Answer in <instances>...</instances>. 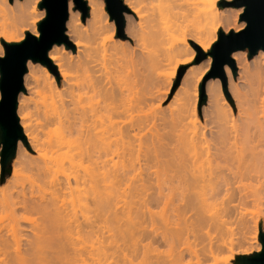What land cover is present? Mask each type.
<instances>
[{
  "label": "bare ground",
  "instance_id": "1",
  "mask_svg": "<svg viewBox=\"0 0 264 264\" xmlns=\"http://www.w3.org/2000/svg\"><path fill=\"white\" fill-rule=\"evenodd\" d=\"M32 1L34 0L19 1V14L15 16L11 1L0 0V19H12L10 30L5 29L2 32V35L7 42H13L5 45V53L4 50L0 49V58L6 57L7 50L14 48L12 46L13 44L33 45L34 43L32 39L41 37L40 31L36 28L31 30L27 27L22 28V34L20 36L17 32L19 29L18 25H24L23 21L31 16L36 8L35 6H31L30 3ZM39 1L40 0H36L34 3L37 5ZM86 1L89 6L88 28L83 27L79 13L73 12L71 2L69 1L68 3L69 15L66 22V34L69 39L73 40L75 53L70 51L64 45L59 46L53 44L48 50V61L41 63V72L31 68L24 76V78L29 80L31 90L38 95L43 113L45 115L48 113L46 109L49 106L52 117L57 122L66 125L67 134L61 139H63L68 145L74 144L75 152L73 155L79 161L77 168H80V172L73 176L66 175L63 179L52 177L49 181L48 196L45 197L40 196V198L38 195L36 196L33 187H31L28 193H26L23 188L20 190L18 189L19 191H17L16 194L14 193L15 195L10 191H8L10 193L4 192L0 203L1 205H6L2 206V208L6 207L7 209V206L9 207V211H6L9 214L11 212L10 220L13 221L8 230L9 234H0V249L2 247L9 248L11 244L13 245L12 242L16 244L17 241H19L21 233L25 229L21 227L22 223H19V221L21 222V220H19L20 218L17 217L19 216L17 215L19 211L40 214L41 222L33 227L35 230L33 238L27 243L28 249H26L23 254L16 253L17 250L14 251L12 249L15 253L10 250L9 256L8 249L6 248L7 259L4 260L6 255L0 251L4 256L1 264H50L53 261L55 263L64 261L58 259L67 253L62 251V249L65 250L64 248H67L66 243H68V247L72 244L71 242L73 241H67V239L70 238L69 236L72 238L71 233L79 236L81 232L86 231L85 233H89L88 230L91 232L92 230L94 231V228L97 230V228H100L98 225L99 221L103 225L102 227L105 228L103 221L106 218H109L108 221H110V224L107 221L110 226L105 223L106 227L109 228H106V230L108 229V232H110L107 236L108 243L105 246H99L100 244L98 243V248L93 244L96 247V251H94L95 248L93 247L95 253L91 254L92 256L88 254L91 256L90 258L88 256V259L91 261L87 258H85V260L90 261L91 264H105L106 262L104 260L108 261L110 259L108 264H117L115 262L116 260H113L114 258H117V256L115 257L117 249L116 242L118 240L116 237L124 223L121 228L118 226L117 219L118 221L121 220L120 218L122 216L116 211L118 204L116 209L115 205L118 203L116 201L117 193L119 194L121 191L118 192L115 186H117L116 184L119 182H123V178H126L124 181H127V183L129 179L131 180V178H133H129L130 176H128V174L131 175V169H133V152L143 151L148 154L154 153V155H156L157 152L161 153L166 149H174V152L186 153L187 156L180 158L179 160L183 159V161H179L176 167L186 169L195 168V171L198 164H201L202 160H206L207 162L209 160L224 162L226 166L223 164L222 168L227 167V173L224 175L226 172L224 169L225 172L222 171L223 174L220 172L218 173L220 175L222 174V176H219L218 174L217 176L215 175L218 178L220 177L221 180L218 179L220 182L216 181L217 179L212 180V176L210 182V177H205L204 179L200 173H195L194 171H189L187 173L183 170L172 174L170 182L167 179H164V181L167 180L173 187L182 185L185 194L192 191L194 195L201 197L199 198L201 202L200 206L203 208L206 204L205 195H199V193L193 192V190H196V187H201L199 180L202 181L203 179L201 184L202 187L207 186L209 192L207 193V197H220L223 200L222 202H225L223 210L225 213H223L224 218L222 221L219 220L220 223L218 221L217 223L224 227L228 233V231H230V228H227L228 226L226 227V224L229 223L228 220L235 221L234 223H237L238 226L236 243L238 245L246 244V249L248 251L252 250L253 244L255 246L258 243L257 225L260 221L262 222L264 229V206L263 209L258 206L263 201L262 199H264V55H262L260 51L256 61H252V67H249L247 62L242 64V57H238L232 52L233 54H231V58L235 63L234 68L236 65H242L245 68L242 69V72L238 71L237 77H234L232 75L233 69H230L229 64L224 65L228 78V92L230 94V99L228 95L227 104L226 98L219 87V81L216 80L213 82L214 87L210 85L209 94L213 97V104L217 106V109L214 116L215 121H212V124L214 125L208 130L209 132L206 130L205 125L201 122L197 123L196 91L204 73L194 72V69L196 68L194 60L197 56L205 55L208 62L207 64L210 66L213 52L217 47L215 43L219 38L217 32L220 29L227 27L230 23L231 27L229 30H232L234 33L224 34L221 32L219 34V36H221V34L227 36L238 33L244 28V23L237 25L230 22V17L240 15L243 8L230 9V11L223 10L218 4L219 0H123L124 5L130 12L129 18L131 29L128 30V34L126 35L128 39L132 40V35L135 37V41H138L139 38H143L149 39L153 43H157L161 35L160 33L163 31V24L168 17L176 16L178 14H191L196 22L195 35L191 42L197 45L200 49L199 53V51L195 49L189 50L186 48L185 46L187 43H180L179 45L171 44L167 48H162L161 52L158 48H155L153 51L145 52L136 48L138 45H135L136 62L137 65L139 64V68L134 67L135 71L138 73L131 75L129 72L131 71L130 69L133 68L131 66L133 62L130 61L132 62L130 64L132 68L130 67L127 69V66L124 68V65L121 63L122 61L124 63V46L121 47L119 45L120 43H118V47V45H116L118 40H113L112 34L108 36V42L99 44L98 39L107 28L101 23L97 0ZM237 3L238 0L232 1V4ZM133 15L136 19L133 18ZM25 32H29L30 34L27 33V36L25 37ZM124 44L127 47L126 42ZM35 46L37 45L35 44ZM120 47L122 48L121 50ZM182 53L190 54L191 56L184 62V64H192L193 66L187 67L186 70L188 71L185 72L181 84L172 96L176 106L175 108L170 109L168 114H153L150 112L152 102L164 97L162 95L165 94L164 91L168 89L167 86L170 85L169 82L171 78L175 76L176 71V66L171 67L169 62L166 64L162 63L161 55H163L164 60L170 61L172 57H180ZM49 62L56 67L58 76L61 78L59 82L57 81L53 70L47 66V63ZM129 63L127 62V64ZM137 65L136 67H138ZM71 69L73 70L72 75L70 73ZM190 74H194L193 77H197V79L188 81L187 76ZM233 106L238 112L234 110ZM236 107L243 108H237V110ZM239 111L243 114H239ZM157 121L158 123H156ZM149 127H153L152 132L155 131L154 134H151L152 138H150L149 142L139 141L135 145L134 141L139 133ZM163 135H167L165 138H167L168 135H172L173 139L171 138V141L169 140V142H167L168 140L164 141L166 139L163 138ZM207 135L214 137L216 142L215 144L213 143L214 147H212L213 145H210L213 150L210 149L211 152H208L210 150L207 149L208 151L205 153L203 150L207 143L209 145V141L207 140L210 138L209 136L207 138ZM208 145L206 147H209ZM158 149H161L162 151H158ZM101 151H110L116 154L117 157L120 158L119 165L116 164V167L110 169L105 167L100 168L98 165L97 154ZM84 158L88 160L90 166H85L83 164ZM70 159L74 160L73 156H71ZM195 163H198L196 167ZM37 170H39L43 176L51 174L54 171L53 166L47 164H44L43 166L39 165ZM207 179L208 183L206 182ZM131 181H133V179ZM87 182L90 186L88 187V190L91 188V196L88 198L91 199L89 200L91 201L90 203H92V206L88 205L93 209V211H91V213H94V215L92 214L94 219L92 218L93 216L91 217L93 221L88 218L89 214L86 212L90 209V207L86 205L89 200L87 202V198L86 200L84 199L85 197L82 199L81 195H78L81 198L76 200L78 189V192H80V190L82 191L79 185H85ZM203 183H207L208 185H204ZM211 183L214 184L211 185ZM102 184L105 185H103L104 189L107 187L105 191L101 186ZM99 185L102 188H100ZM144 185L147 187L146 184ZM135 187V185L132 187L135 190L133 197L136 193ZM99 188L104 192L100 191ZM145 189L147 190V188ZM145 189L142 190L144 191ZM133 191L130 190L129 193L127 192L129 198L132 196L130 192L133 193ZM74 193H76V195H74ZM136 194H138V191ZM127 195L125 196L130 201L133 197L129 199ZM118 197H120V195ZM146 198L145 201L143 200L144 207L148 205L146 202L148 198ZM166 199L167 195L161 190H159L156 196L153 197L154 202H157L158 200L166 201ZM82 200H85L86 203H84L85 201L82 203ZM128 200L127 205L132 204L131 201L128 202ZM153 200L151 198L150 201ZM133 203H135V201H133ZM78 205L81 215H85L84 219H89L84 222L83 217L80 215L81 219H83V221L81 220L83 224L79 223L80 220L79 222L75 220L76 222L72 223L70 218L71 209L74 210ZM249 206H252L253 209H250ZM135 207L136 209L139 208V206ZM142 207L143 206L141 205V209ZM126 208L129 209L130 207L127 206ZM134 208H132L133 210L130 209L131 211L129 210L132 215H135L132 212L134 211ZM145 208H147L148 211L149 205ZM145 210L142 209V212H145ZM176 210V215H179L182 211V209H178V207ZM129 211H127V215L130 213ZM102 212L108 213L107 215L105 214L107 217L105 216L104 219H100L101 216H104ZM135 212L139 214V210H136ZM148 212L150 213V210ZM123 213L124 212H121L120 214L123 215ZM130 214L129 218L126 215L124 216L130 220L128 221L129 223L134 221V217L131 215V218ZM196 217L197 218L194 221L195 223L191 222V226H189L190 228L187 223L180 225L178 222H174V224L172 223L173 225H170V222L163 217L164 219L161 220V223H163V226L165 227L164 232L161 234L163 241L172 244L174 240H181L183 238L187 239L188 235H192L196 238L198 236L197 228L200 223L198 215H196ZM210 219L213 220L212 223H214L215 219ZM23 220H25V222L28 221L25 218ZM125 220L124 222L126 223L127 219L125 218ZM137 221L135 220V222ZM128 222L126 223L127 225L129 224ZM119 223L121 224L122 222L119 221ZM133 224L138 225L133 222L131 224L132 227H134ZM128 226L123 228L125 229ZM129 227L132 229L131 226ZM86 228L90 229L85 230ZM123 228L121 230L122 232L124 231ZM135 228L136 227H134V229ZM142 228L143 227H141V229ZM83 229L84 231H82ZM127 230L128 228L125 232L129 234L130 232ZM232 230L234 229H231V231ZM129 231H131L130 235H132V230ZM84 240L85 239L83 238V240L80 241ZM55 242H57L58 245H56ZM48 244L50 247L47 246L48 251H45L44 247ZM84 244L85 243H82V245ZM90 244H92V242ZM93 245H91V247ZM233 245L234 243L232 239L227 238V242L223 241L222 245L208 243L201 248V252L198 254H201L202 257L212 256L217 248L221 246L231 247ZM14 248L19 249L16 247ZM83 248H81V253ZM49 249L53 250L49 251ZM78 249L80 250V247L77 248L76 251V255L79 256L80 251ZM117 250H119V248ZM61 251L63 253H61ZM13 253L15 255H13ZM86 253L88 252L85 251V254ZM148 253L149 251L147 254ZM149 254V260H152V258L155 259L152 261L150 260L148 262L149 264H185L183 250L166 258L161 256L160 258L158 255V259L155 258L156 255ZM195 255L197 254L195 253ZM72 256L76 257L75 251ZM106 256H108L109 259ZM71 257L69 258L71 259ZM63 258L66 259L64 256ZM69 258L67 257V264L69 263L68 261H70L68 260ZM125 258L124 262H127L125 261L127 259L130 260L129 258ZM74 259L76 260V258H73L70 262H75ZM80 259L83 261V257H80ZM117 261L119 260L117 259ZM65 262L66 260L61 264H65ZM231 264H233V262Z\"/></svg>",
  "mask_w": 264,
  "mask_h": 264
},
{
  "label": "rangeland",
  "instance_id": "2",
  "mask_svg": "<svg viewBox=\"0 0 264 264\" xmlns=\"http://www.w3.org/2000/svg\"><path fill=\"white\" fill-rule=\"evenodd\" d=\"M10 1H11V5L13 7V13L16 16L19 14L18 3H19V1H24V0H10ZM34 1H36V0H34ZM34 1H32L30 3L31 6L36 7L34 12L31 14V16L27 17L23 21L24 25H22V24L18 25L19 29L17 30V32H18L19 36L22 34V28L27 27L29 30L34 29V28L38 29V24L46 16L45 9L41 8L39 6L40 3L42 2V0H40L37 5L34 3ZM69 1L71 2L73 12L79 13V17H80L81 23L83 24V27L88 28L89 27L88 26L89 25V23H88L89 6L87 5V1L82 0V1H85L86 6L88 7L87 14L84 17H83L82 5L78 0H68L67 1L68 15H69V9H68ZM232 1H234V0H219L218 4H219L221 9L227 10V11H230V9L243 8L240 15L236 16L234 14L235 16L230 17V22L235 23L237 25H241L244 23V28H245L246 21L244 20L243 15L245 13L246 6H245V4L242 3V1L238 0L237 4H232ZM97 2H98L99 14L101 17V23L107 28V30L98 39V42H99V44L104 43V42H108V36L110 34H112V36H113L112 39L119 41V42L117 41L116 45H118V43H120L119 45L121 47L124 46L123 49H125V50H123V52L125 51L124 54L126 56L124 55V57H123L124 63H123V61L121 63L124 65V68H126V66H127V69L130 68L131 66L133 67V68L131 67L132 69H130L131 71L129 72L131 75L138 73L135 71L134 67L139 68V64L137 65V62H136L137 59L135 56L136 55L135 54L136 48H138L142 51H145V52L146 51H153L155 48H158L159 51L161 52L162 48H167L171 44L179 45L180 43H187V45L185 46L186 48H188L189 50L195 49V50L199 51V53H200L199 47L191 42V40L193 39V36L195 35V28H196L195 19L192 17L191 14H189V15L178 14L176 16L168 17L163 24V31L160 33L161 35H160L157 43H153L151 40L143 39V38H139L138 41L136 40L137 41L136 42L134 40L135 37H133L132 35H131V37L133 38L132 40L128 39V37L126 36L128 34V30L131 29V24H130V18H129L130 12L127 9V7L124 5L123 0H121V4H119L116 1H111L110 5H108L105 0H97ZM133 18H135L134 15H133ZM11 20H12L11 18H5V19L1 18L0 19V49L4 50V53H5V45L13 43V42H7L2 35V32L5 29L10 30ZM67 20H68V18H67ZM67 20H66V22H67ZM66 22H65L64 34L66 36L67 41L65 40V41H62L60 44H55V45H59V46L64 45L70 51L75 53V47L73 45V40L69 39V37L66 34L67 33ZM132 24H135V23H132ZM230 27H231V24L229 23V25L227 27L220 29L217 32L218 37H219V34L221 32L224 34L234 33L232 30H229ZM244 28H242V29H244ZM27 33L30 34L29 32H25V37L27 36ZM56 36H58V34ZM37 39H39V38H37ZM136 39H137V37H136ZM125 42L127 44V47L129 46L128 48L124 44ZM135 42H136V44H135ZM119 45H118V47H119ZM135 45L136 46L138 45V46L135 48ZM121 47H120V50L122 49ZM130 47H133V48H130ZM212 48H213V45H212ZM225 50L226 49H224V48H216V50L214 51L212 62L210 64V66H208V64H207L208 62L206 60L205 55L197 56L196 59L194 60V63L196 65L194 72H196V73L203 72L204 73L202 78H201L200 83L197 86V91H196V93H197L196 94L197 123L201 122L203 125H205L207 131L210 130V128H212L211 126L214 125V124H212V121L213 122L215 121L214 116H215V111L217 109V106H215L213 104L214 103L213 97H211V94H209L210 93L209 92L210 85H212L214 87L213 82L218 80L219 81V87L222 90L223 95L226 98V104H227L228 95H229V99H230V94L228 92V81H227L228 78H227V74H226L225 69H224V67H225L224 65L229 64V63L225 62V57H226L225 56L226 55ZM260 51H261L262 55H264V52L262 50H259L251 58L248 57L247 49L239 50V51H236L233 53L236 56L243 58L242 64H245L247 62L248 63L247 65H249V67L250 66L252 67V61H256L258 55L260 54ZM47 54H48V52H47ZM128 55H129V57H128ZM190 57H191L190 54L182 53V55L180 57H172L170 59V61H166V60H164L163 55H161L162 63L166 64L169 62L171 67L176 66V71H175V76H173L169 82L170 85L167 86L168 89L166 91H164L165 94L162 95L164 97H162V99H160V100H155L152 102L150 112H152L153 114H161V113L168 114L170 109L175 108L176 104L174 103V99L172 96L174 95V92L176 91L178 86L181 84L182 77L184 76L185 72L188 71V70H186L187 67L193 66L192 64H184V62L187 61ZM230 57H231V55H230ZM130 61H132L133 63ZM127 62L128 63L130 62V63L127 64ZM41 63L42 62L40 60L32 61L31 59H29V61H27V63H26L27 71H29L31 68H34L37 71L41 72V68H42ZM130 64H131V66H130ZM136 65L138 67H136ZM234 65H235V63H234ZM47 66L51 70H53V72L55 73V76L57 78V81L59 82L61 80V78L58 76V73L56 71V67L50 62L47 63ZM229 66H230V69H233L230 64H229ZM207 67H208V69H207ZM243 68H245V67L242 65H236L233 72L231 70L232 75L234 77H237V72L238 71L242 72ZM126 71H128V70H126ZM70 73L72 75V73H73L72 69L70 70ZM25 74H24V76H25ZM24 76H23L24 90L21 91L18 95L17 115H18V119H19V124L21 125V128L23 130V133H24V136L26 139V144L21 140L18 141L16 155L12 159V161L7 165V168H9L10 171L5 173L3 179L1 177V164H0V200L2 199L1 197L3 196L4 192L5 193L6 192L7 193L13 192V194L14 193L16 194L17 191H19L21 188H23V190L26 193H28V191H30L31 187H33V190H34V193L36 196L37 195H38V197L48 196L49 181L52 177L58 178V179H63L66 175L73 176L76 173L80 172V168L79 169L77 168L79 161L73 155L75 152L74 144L68 145L64 142L63 139H61L63 136H66V134H67L66 125L61 123V122L60 123L57 122L52 117V115L50 114L51 109L49 106L46 109L48 111V113H47L48 115L47 114L45 115L43 113L42 107L40 106V99H39L38 95H36V93H34L31 90L30 82L27 78H24ZM193 76H194V74L188 75L187 76L188 81H190V80L192 81V80L197 79V77L195 78ZM164 88H166V87H164ZM243 107H236V109L237 108L242 109ZM234 110H235V107H234ZM236 112H238V111H236ZM239 114H243V113L240 112ZM156 123H158V121ZM152 128L153 127H149V128H146V130L140 132L134 141L135 145L139 141L140 142L141 141L149 142L150 138H152L151 134L155 133V131L152 132ZM165 136H167V135H163V138L166 139L164 141L168 140L167 142H169V140L171 138L173 139L172 135L171 136L168 135L169 138L168 137L165 138ZM208 136L209 135H207V138H208ZM212 138H213L214 142H213ZM215 140L216 139H214V137L208 138L207 141H209V145H208V143H207V145L210 147V145H213V143L215 144V142H216ZM206 146H205L206 149L204 148L203 152L206 153V151H208L207 149L213 150L212 147H214V145L210 148L206 147ZM0 150H1V145H0ZM211 150L208 152H211ZM158 151H162V150L158 149ZM97 155H98V165L100 168L105 167V168L110 169L112 167H116L117 165H119L120 158L117 157L116 154H114L110 151H101ZM71 156H73L74 160L70 159ZM186 156H187L186 153L174 152V149H166L165 151H163L161 153L157 152L156 155H154V153L148 154V153H145L143 151L142 152L135 151L132 153L133 169H131L132 170L130 173L131 175L128 174V176H130L129 178L133 177V178H131V180L133 179V181H131L129 179L128 183H127V181H124L126 178L125 179L123 178L122 179L123 182L121 181L118 184H116L117 186L118 185L119 186H118V188H117V186H115V188L118 190V192L119 191H121V192H119V194L117 193V198H119V199L116 198V201L118 203H116L115 209L117 208V204H118V208L116 211L118 212L119 215H121L123 217V218L121 217L120 218L121 220H119L122 222L121 224L119 223V221L117 219V222L119 224L118 226L121 228L123 223L126 224L128 221H130V220H128V218H129V214L131 213L130 211L133 210L132 208H134L135 206H137V207L139 206L138 209H136V207H135L134 211H132L133 214H135L137 217L135 215H132V213L130 214L131 218H132V216L134 217L133 222L137 223L138 225L133 224V226L136 227L134 229V227H132V225H131L133 222L132 221L130 223L128 222L129 223L128 225L132 227V229H130V227L127 224L126 225L123 224L122 228L125 226H128L125 229L123 228V230H124L123 232L121 231L122 228L120 229L119 227H117L120 229V230L118 229L119 234L117 233V235L119 237L118 236L116 237L118 239L116 242V247H117V249L119 248V250L116 249L115 257L117 256V258L113 259V260H116L115 262L117 264L118 263L121 264L122 261H123L122 264H126V263L128 264L129 262H130L129 264H131L132 262H133L132 264H143V263L147 264L151 260V259L149 260L150 256L148 257V255H150L149 253L156 255V257L155 256H151V257L157 258V256L159 255L158 257L161 256V257L166 258V257H169V256H171V255H173L176 252L181 251V250H183V252H184V263L185 264H231L232 262H233V264H236L235 263V257L236 256H239V255L251 256V255L255 254L256 252L261 251V242H260L259 234L261 231L264 232L261 221L257 225L258 243L255 246L253 244V249L248 251L246 249V247H247L246 244L238 245L236 243V238H237L236 232L238 233V226H237V223H234L235 221L233 222V220H231V221L228 220L229 223L226 224V227L228 226L227 228H230V231H228V233L224 227H222L221 225H219L217 223V221L218 222H219V220L222 221V219L224 218V216H223L224 211L223 210L225 207L224 206L225 202L223 203L222 202L223 200L220 197H213V198L207 197V195H208L207 193H209V192L207 190V186L202 187V184H201L203 182L202 178H201L202 181L199 180L201 187H198V188L196 187V190L195 191L193 190V192H197V193H199V195L200 194L205 195L206 204L203 206V208L200 206L201 202H200L199 198H201V197L194 195L192 193V191L185 194V191L183 190L182 185L178 186V187H176V186L173 187L169 183L170 177L172 176V174H175L177 171L183 170L187 173L189 171H194L195 168L194 169H191V168L186 169V168H182V167H176V165L179 161H183V159H181V160H179V159L182 157H186ZM170 158H173V159H170ZM209 161H211V160H209ZM209 161L207 162L206 160H202L201 164L199 162H198L199 164L195 163V167L197 164H198V166L194 172L200 173L201 176L204 177V179H205V177H207V178L210 177L209 178L210 182H211V176H212V180H216V179H217L216 181H218V179L221 180L220 177L218 178L216 176L219 172L223 174V172L226 171L227 167L222 168L224 162L218 161V160L217 161L213 160L211 162H209ZM44 164H47L49 166H53V170H54L51 174L44 175L46 177H44L39 172V170H37V167L39 165L43 166ZM83 164L85 166H90L89 165L90 163L88 162V160L86 158L83 159ZM224 169H225V171H224ZM226 173H227V171L224 173V175ZM222 174L221 175L218 174V175L222 176ZM214 177H216V178H214ZM164 179H167L169 182L167 180L164 181ZM207 181H208V179L206 180V182ZM141 182L143 185L141 184ZM212 182H214V181H212ZM218 182H220V181H218ZM207 183H205V184L208 185ZM130 184H131V186H130ZM144 184H146L147 187H145ZM213 184L214 183H211V185H213ZM81 185L82 184H80L79 187L82 189V191L80 190V192H78L79 191V189H78L77 195H76V193H74V195L77 196L76 200L78 198L80 199L82 197V199H83L85 197L84 199L86 200V198H87L86 201L88 202V200L90 199L88 197L91 196V192H90L91 188H89V190H88V187H90L89 183L87 182L85 185L84 184L82 186ZM103 185L104 184H102L101 186L103 187ZM134 185L136 186L135 189H136V193L138 191V194L135 193V196L133 197L135 190L132 187ZM209 185H210V183H209ZM101 186H100V188H102ZM144 187L147 188V190ZM209 187H211V186H209ZM100 188H99V190H100ZM137 188H138V190H137ZM141 188L145 189L146 191L145 190L143 191ZM14 189H16V190H14ZM106 189H107V187L105 189L103 187L104 191ZM130 190L133 191V193L130 192V194H132V196H130V197L131 198L133 197L132 199H133V201H135V203H133L132 199L129 198L127 195V192L129 193ZM159 190L163 191L167 195L166 201L165 200L164 201L158 200L157 202H154L153 197L156 196V194ZM8 191H10V192H8ZM100 191H102V189ZM104 191H102V192H104ZM82 192H83V194H82ZM78 195H81V197ZM82 195H85V196H82ZM119 195H120V197H118ZM125 195H127V197L129 199H131L130 201L132 204L127 205L128 199L126 198ZM136 195L139 197L141 196V197L139 198ZM122 197L124 198V200ZM142 197H143V199H142ZM145 198L147 199L146 202L149 205L148 209L150 210L151 214L148 212L149 210L147 211V208H145L148 205L144 207ZM151 198L153 201H150ZM125 199H126V201H125ZM188 199H190V200H188ZM85 200H82L81 202L83 203ZM90 200L88 203H86V201L84 203H86V205H88V204L91 205L92 203H90L91 202ZM262 200L263 201L258 206L263 209L264 199H262ZM130 201L128 200V202H130ZM124 204H125V206H124ZM133 204H137V205H133ZM0 205H1V203H0ZM141 205L143 206L142 207L143 210L146 209L145 212L144 211L142 212ZM2 206H6V205H1V207H0V234H9L8 230L11 227L13 220H10L11 219L10 218L11 212H10V214L7 212V211H9L8 210L9 207L7 206V209H6V207L2 208ZM91 206H89L90 209H88V207H87L88 211L89 210L90 211L89 212L86 211L87 214H89L88 218H90V220H92V218L94 219V216H93L94 213H91V211H93ZM127 206H129L130 208L127 209L126 208ZM131 206H132V208H131ZM177 207H178V209L179 208L182 209V211L180 212L179 215H176L177 214V210H176ZM78 208H79V205H78V207H75L74 210L71 209V211H70V218H71L72 223H74L76 221L79 222V220H80L79 223H82V221L84 219L85 215L82 216L81 212L79 210L80 208L79 209ZM249 208L253 209L252 206H249ZM19 210H22V209H19ZM136 210L137 211L139 210V214L137 212H135ZM127 211L130 212L128 215H127V213H128ZM105 212L104 213L102 212L104 216L103 217L101 216L100 219H104V217L108 214ZM121 212H124L123 215L120 214ZM118 214H117V217H118ZM17 215H19L17 217H19L20 218L19 220H21V222L19 221L20 224L22 223L21 227L25 228V229L22 231L21 236L19 238V241H17L16 244H14V242H12L14 246L12 244L10 245L9 243H8L10 245L9 248L6 247L8 245L5 246L8 249V255L9 256H10V250H11V252H14L17 250L18 252L16 251V253H22L23 254L24 251H26V249H28L27 243L33 238V235L35 232L33 227L37 226L41 222V215L40 214H32V213H28V212H22V211L20 212L19 211ZM80 215H81V217H83V219H81ZM125 215L128 216V218L124 217ZM196 215H198V218H200L199 219L200 223H199V226L197 228L198 236L196 238H194L192 235H188L187 239L183 238L181 240H174L172 244H168V243H165L163 241V239L161 237V234L165 230V227L163 226L164 224L161 223V220L164 219L163 217H165L170 222V225H173L174 222L175 223L178 222L180 225H184L185 223H187L188 227H189V226H191V222L195 223L194 221L197 218ZM22 217H24L28 221L25 222V220H23L24 218H22ZM125 218L127 219L126 223L124 222ZM210 218L215 219L214 223H212L213 220H211ZM108 219L107 218L104 219L105 222L102 220L105 228L102 227L103 225L99 221L98 225L100 226V228L99 229L97 228V230L94 228V231L93 230L91 231L92 233L88 230L90 228L85 229V230H88L89 233H85L86 231L81 232V234L79 236H77V234L71 233L72 238H71V236H69L70 240L67 239V241L68 242L73 241V242H71L72 244L68 247V243H66L67 248H64L65 250L62 249V251L67 252V253H65V255H67V256L63 255L66 259H64L62 256L58 260H64V261L66 260L65 264H67V257L69 258L72 255H74V251H75L76 257L72 256L71 259L69 258L68 260L72 261L73 258H76L77 262L74 259L75 262L68 261L69 262L68 264H87V263L91 264V262H90L91 260L88 259V256L90 258L92 256L91 254L95 253L94 251H96V247L99 244H100L99 246H101V245L105 246L108 243V239H107L108 237L107 236L110 234V232H108L109 228L106 227V224H105V223H107V225L110 224V221H108ZM86 220H89V219L86 218ZM86 220L84 219V222ZM135 220L136 221L138 220V221L135 222ZM107 221L109 222V224ZM97 223H98V221H97ZM75 224H73V225H75ZM140 224H141V226H140ZM96 226H97V224H96ZM141 227H143V228L141 229ZM106 228H108V229L106 230ZM127 228H128L127 231L130 232L129 234H127V232H125V230ZM231 229H234V230L231 231ZM129 230H132V235H130L131 231H129ZM82 231H84V229ZM136 232H138V233H136ZM120 233H123L124 235L120 234ZM127 235L128 236L130 235V236L128 237ZM80 236H81V238H80ZM87 237H89V238H87ZM83 238L85 239L84 241H86V242L80 241V240H83ZM119 238L121 241L119 240ZM227 238L232 239V241L234 243L233 246H231V247L221 246V247L217 248V250L214 252V254L212 256L202 257L201 254H198L201 252V248L203 246L207 245L208 243H211L213 245H222L223 241L227 242ZM72 239H74L75 241ZM86 239H88V240H86ZM62 240H63V238H62ZM65 240H66V238H65ZM99 240H101V241H99ZM91 242H92V244H90ZM101 242H102V244H101ZM82 243H85V244L82 245ZM55 244L58 245L57 242H55ZM17 245H18V247H17ZM91 245H93V246L91 247ZM11 246H13V247H11ZM47 246L50 247L49 244L46 245L44 247L45 251H48ZM71 246H73V247H71ZM14 247L19 248L20 250L15 249ZM76 247L77 248L80 247V250L78 249L80 251V253H81V248H83V247L84 248L86 247V248L85 249L83 248L81 255L79 253V256H78V255H76V251H77ZM2 248L0 249V251L5 253V255H6V253H7V251L5 250L6 248H3V250H2ZM69 248H71V249H69ZM73 248L76 250H74ZM145 248L149 251L148 254H147L148 251ZM93 249H94V251H93ZM51 250H53V249H51ZM51 250L49 249V251H51ZM66 250H68L70 252L72 251L71 255H70V252H68ZM130 250H132V251H130ZM62 251H61V253H63ZM85 251L88 252V253H86L87 255L85 254ZM1 252H0V264L2 263V258H4L3 254ZM14 253H13V255H15ZM117 253L120 255H118ZM195 253L197 255H195ZM77 254H78V252H77ZM88 254H90L91 256ZM145 254H147V255H145ZM82 255H84V256H82ZM9 256H8V258H9ZM60 256H61V254H60ZM5 257L6 258H4V260L7 259V255ZM80 257H83V261H81ZM106 257L108 258V256H106ZM125 257L129 258L131 261ZM61 258H63V259H61ZM77 258L80 260H78ZM85 258H87L90 261L85 260ZM124 258L127 259V260H125L127 262H124ZM52 259H54V258H52ZM117 259L119 261H117ZM109 260L108 261L104 260V261L108 264ZM111 260H112V258H111ZM152 260H155V259L152 258ZM56 261H57V259H56ZM64 261H61V262L59 261L58 263L57 262L55 263L53 261L50 264H53V263L54 264H59V263L61 264L62 262L64 263ZM84 262H86V263H84Z\"/></svg>",
  "mask_w": 264,
  "mask_h": 264
},
{
  "label": "water",
  "instance_id": "3",
  "mask_svg": "<svg viewBox=\"0 0 264 264\" xmlns=\"http://www.w3.org/2000/svg\"><path fill=\"white\" fill-rule=\"evenodd\" d=\"M67 1L42 0L39 6L45 9L46 16L38 24L41 37L32 39L33 45L13 44L14 48L7 50L6 57L0 58V164L2 179L5 173L10 171L7 165L16 155L18 141L21 140L26 144L17 116L18 95L24 90L23 76L27 71L26 63L29 59L32 61L40 60L41 62L48 61L47 52L53 44L67 41L64 34L65 22L68 18ZM78 1L82 5L84 17L88 7L85 1ZM105 1L108 5L111 1L121 4V0ZM239 1H242L246 6L243 15L246 21L245 28L238 33L227 36L221 34L215 44L216 48L226 49L225 62L229 63L233 70L234 62L230 57L232 52L247 49L249 58L259 50L264 52V0ZM57 34L58 36H56ZM259 238L261 251L251 256H236V264H264V232H260Z\"/></svg>",
  "mask_w": 264,
  "mask_h": 264
}]
</instances>
